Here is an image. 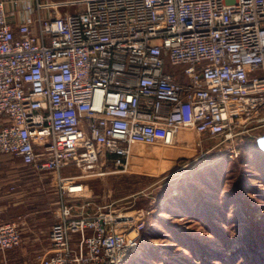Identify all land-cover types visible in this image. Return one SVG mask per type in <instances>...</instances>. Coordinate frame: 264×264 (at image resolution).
Listing matches in <instances>:
<instances>
[{
    "label": "built area",
    "instance_id": "1",
    "mask_svg": "<svg viewBox=\"0 0 264 264\" xmlns=\"http://www.w3.org/2000/svg\"><path fill=\"white\" fill-rule=\"evenodd\" d=\"M252 119H264V0H0V151L49 183L39 264H123L140 241L139 217L92 210L65 170L127 169L135 146L181 129L234 139ZM21 242L0 221V250Z\"/></svg>",
    "mask_w": 264,
    "mask_h": 264
},
{
    "label": "rangeland",
    "instance_id": "2",
    "mask_svg": "<svg viewBox=\"0 0 264 264\" xmlns=\"http://www.w3.org/2000/svg\"><path fill=\"white\" fill-rule=\"evenodd\" d=\"M84 8L78 2L62 10ZM64 173L81 177L92 210L112 202L144 222L138 246L123 264H225L215 250L227 242L243 245L251 231L264 234V119H252L234 139L181 129L173 144L135 146L127 169L99 162ZM240 195L249 203H238ZM249 219L261 222V230L254 232Z\"/></svg>",
    "mask_w": 264,
    "mask_h": 264
},
{
    "label": "crops",
    "instance_id": "3",
    "mask_svg": "<svg viewBox=\"0 0 264 264\" xmlns=\"http://www.w3.org/2000/svg\"><path fill=\"white\" fill-rule=\"evenodd\" d=\"M0 179L4 184L0 221H16L22 232L18 246L0 250V264H39L38 255L51 245L49 231L54 221L49 183L21 157L1 151Z\"/></svg>",
    "mask_w": 264,
    "mask_h": 264
},
{
    "label": "trees",
    "instance_id": "4",
    "mask_svg": "<svg viewBox=\"0 0 264 264\" xmlns=\"http://www.w3.org/2000/svg\"><path fill=\"white\" fill-rule=\"evenodd\" d=\"M229 194L230 193H228V196H230ZM237 201L240 204L249 203L245 195L244 196L240 195ZM200 204H204V203H200ZM210 204H211L210 206L212 205L216 206V204H212V203ZM210 206H208L209 207L208 209L211 208ZM246 212L247 210L243 211L244 214ZM203 216L204 215H200V218L206 221ZM244 219H245L244 220L245 222H248L247 218L244 217ZM210 221L212 222V219ZM249 221L251 220L249 219ZM250 224H253L252 226L255 227L254 232L260 231L261 230L260 228H262L263 226V225H259L261 224V222H258L256 224L255 221H251ZM246 230L248 231V227L246 228ZM254 235L255 234L252 231L251 233L250 232L245 233L243 245L238 244V243L234 245L230 242H227V246L225 247L224 250H215L213 252V255H215L216 258H219L220 260H222L223 263L225 264H264V234L259 235V236L258 235L254 236ZM225 237L227 238V236ZM185 244L188 245L189 247H192L188 242H185ZM196 244L199 247L201 245L199 242H196ZM260 245L262 246L260 247ZM201 247L203 246L201 245ZM200 250L203 251L202 248Z\"/></svg>",
    "mask_w": 264,
    "mask_h": 264
}]
</instances>
